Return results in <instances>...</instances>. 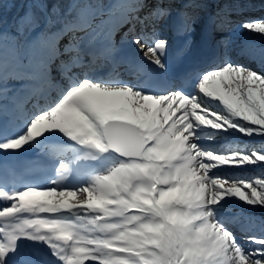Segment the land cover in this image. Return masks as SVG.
I'll list each match as a JSON object with an SVG mask.
<instances>
[{"label": "snow or ice", "instance_id": "obj_1", "mask_svg": "<svg viewBox=\"0 0 264 264\" xmlns=\"http://www.w3.org/2000/svg\"><path fill=\"white\" fill-rule=\"evenodd\" d=\"M205 6L133 5L146 10L151 31L131 43L160 70H167L166 53L174 55L182 81L174 87L97 75L96 60L118 65L128 41L115 40L119 20L96 22L90 0H31L16 21L18 35L30 39L0 43V93L8 92L9 79L23 81L25 90L15 98L12 122L0 105V153L44 147L53 138L67 146L57 150V178L47 186L6 190L4 176L14 166L0 157V264H264V219L224 216L233 201L264 209V172L243 171L264 164V146L203 143L234 133L264 137V50L260 71L232 61L190 69ZM232 23L228 13L208 20L217 35ZM164 26L181 40L174 49L159 36ZM240 26L264 34V20ZM33 99L45 103L29 112ZM230 169L241 174L233 178ZM241 239L256 247L246 249Z\"/></svg>", "mask_w": 264, "mask_h": 264}, {"label": "trees", "instance_id": "obj_2", "mask_svg": "<svg viewBox=\"0 0 264 264\" xmlns=\"http://www.w3.org/2000/svg\"><path fill=\"white\" fill-rule=\"evenodd\" d=\"M2 2L4 4V7L0 8V42H7L10 45L16 44L18 46H22L25 43L26 39H30V37L27 35H18L16 21L20 15L28 10L31 0H2ZM177 2H179V0H177ZM90 3L95 5L94 12L97 23L101 21L110 23L116 20H119L121 22L122 26H118L117 30L114 33L115 40L118 44L120 43L121 37H124L129 42L136 35H139L145 31H151V24H145V17L147 16L146 10H138L133 7V5L137 3V0H90ZM33 11L37 12V14L39 15L38 10L33 9ZM225 13L231 15V19L233 21L232 26L228 28L223 34L217 35V33L208 26V20L209 18H223V14ZM137 17H139V21H137ZM200 18L204 21V24L201 26L202 28L200 31L202 36L206 37L207 33L210 36L212 34H215L218 39L217 45L220 49H222L224 46H227L228 48L225 50L231 56L238 58L240 55L239 52H242L245 61L252 68H256L257 71L261 70L262 66L259 62V54L261 50H264V34L253 32V41H247L244 40L242 35L237 31L236 33L233 31L241 27L240 25L243 21L249 19L264 20V0H206V6L203 8V12ZM130 29H132L131 32L129 31ZM175 34L176 33L173 32L168 26H164L159 30V36L168 37L169 35L174 36ZM222 35H224L223 38L221 37ZM100 65L102 64L100 63ZM102 68H106V66H103ZM59 79L60 78L58 77V80ZM22 83L23 81L20 80L9 79L7 81L8 92L6 94L0 93V95L3 96V98L0 99V105H3L5 107L11 106L12 108H14L15 98H18L20 94H24L25 91L21 88ZM52 95H55V93L53 92ZM10 102L12 104H10ZM37 103L43 106L45 102L33 99L32 101L27 103L25 107L29 112H31L35 110L34 105H37ZM12 112L13 109L8 110V114ZM228 138L232 139V137ZM239 139L245 140L244 143H229V140L227 139L228 141L221 145L224 146L227 144L231 145L233 148H258L264 146V137L254 136L245 138L244 136H242ZM241 142L242 141L240 140V143ZM58 149L59 148H54L53 151L55 152L50 154L52 157L57 155V159H59V156L57 154ZM238 171L241 174V170ZM243 171H250L249 176L256 175L264 172V164L247 165L245 166ZM248 209L254 212H258L256 214H260L259 217L264 215V209L249 207ZM239 216L240 215L231 213L229 217L236 218ZM262 219L264 218L262 217ZM251 245L253 246L254 244Z\"/></svg>", "mask_w": 264, "mask_h": 264}, {"label": "rangeland", "instance_id": "obj_3", "mask_svg": "<svg viewBox=\"0 0 264 264\" xmlns=\"http://www.w3.org/2000/svg\"><path fill=\"white\" fill-rule=\"evenodd\" d=\"M237 32L239 34H241L242 36H245V37H248V38H251L253 37V31H249V30H246L242 27H239ZM200 36V39H202L201 35L199 32H195L194 36H193V40L197 37ZM133 39V38H132ZM131 39V40H132ZM164 39V38H163ZM170 43L171 40H169ZM2 43V42H0ZM143 43V42H142ZM208 44H211L210 41H208ZM136 51H137V55L140 57L139 60L141 61V64L139 63V66H134V65H130V69L129 71L130 72H133L134 71V74L137 73V76H136V79H134V77L132 78L135 82L139 83L140 82V78L141 76L143 75H140L138 74L139 70L143 68H151L152 70L154 71H151L150 73V76H148L144 81H148L150 80V77L151 76H155V78H157V76H161V78H163V80L161 79V81H163V84L165 82H170L171 83V77H169V72L168 70H160V69H157L156 66L150 64L147 60L144 59V52L141 51L137 46L135 47ZM214 55H216V58H217V61L218 63H222L224 62L221 57L218 55V51L215 49L214 50ZM168 56V53H166V57ZM230 61V60H228ZM234 62V61H232ZM238 63V62H237ZM246 67H249L251 68V66H249L248 64L244 65ZM168 68V67H167ZM253 69V68H252ZM109 69H106L104 72H105V76L109 75L110 73H107ZM256 70V68L254 69ZM111 72V71H110ZM102 75V74H101ZM140 75V76H139ZM142 81V82H144ZM10 104H12L10 102ZM5 111L3 113V116L2 118L7 121V122H12L13 119H10V118H7L6 116L8 115L7 113V110L8 109H13L11 106L10 107H4ZM11 115V118H13V115L12 113H10ZM18 122V121H17ZM231 137H242L240 134H233ZM245 138H247L246 136H244ZM223 140H220V141H203V143H206V144H212V145H216V144H220V142H222ZM54 145H57V146H54ZM48 146H53V147H61V146H67L65 144V141L60 139V138H53V139H50L49 141L46 142V145L44 147H41L39 145H36V146H33V147H30V148H26V149H22L20 150L19 152H14V153H7V154H3V157L5 160H7L8 162H16V158H20V157H23L25 160H30L32 159L33 161H37V164L39 163V159H38V155H43L45 156V158L49 159V160H52L50 159L49 155L46 153V149ZM64 148V147H63ZM230 148H233L232 146H230ZM34 152V153H33ZM32 154H35L34 156H32ZM67 155V154H66ZM33 157V158H32ZM49 157V158H48ZM70 158V155L69 157ZM52 166H54V170L52 171L51 173V176L47 179V180H55L57 178L56 176V172H55V167H58V164H56L55 161H53L52 163ZM251 169V168H250ZM253 170V169H252ZM220 172L221 175H225L227 174L226 171L224 169H220L218 170ZM228 171H231L232 174H233V178H235L236 176L240 175L239 171L238 170H228ZM250 171L248 172H245V174L247 175H250L249 173ZM71 180V177L69 178ZM227 186V185H226ZM82 199V197L79 196V194L77 195V197L73 200V202H76L78 200ZM226 212H230V213H234V214H237V215H240L242 216L243 214H248V215H251V214H256L258 212H253L252 210L248 209V207H245L244 205H240V204H237L235 201H233L230 205V210L229 211H226ZM226 212L224 213V216H226ZM260 215V214H259ZM254 217H257V216H254ZM262 217L264 218V215L260 216L259 218L262 219ZM238 226V225H236ZM240 243L248 250H251L253 248L256 247V245H251V244H248L244 239H241L240 240Z\"/></svg>", "mask_w": 264, "mask_h": 264}, {"label": "bare ground", "instance_id": "obj_4", "mask_svg": "<svg viewBox=\"0 0 264 264\" xmlns=\"http://www.w3.org/2000/svg\"><path fill=\"white\" fill-rule=\"evenodd\" d=\"M200 52H203V53H205V54L207 55V65H206L207 68H208V67H212V66H216V65H218L217 58L215 57L214 52H213V50H212L211 48H209V47H204V48H202V49L200 50ZM193 60H196V58H193ZM251 68H252V67H251ZM251 216H257V217H259L258 214H251ZM233 229H234V231L236 232V234H237L238 236L241 235L238 226L233 225Z\"/></svg>", "mask_w": 264, "mask_h": 264}]
</instances>
